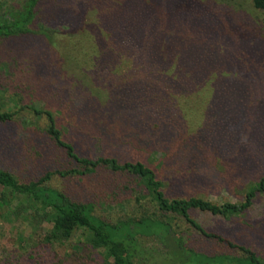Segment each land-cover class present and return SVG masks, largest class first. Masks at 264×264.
Here are the masks:
<instances>
[{
  "label": "rangeland",
  "instance_id": "obj_1",
  "mask_svg": "<svg viewBox=\"0 0 264 264\" xmlns=\"http://www.w3.org/2000/svg\"><path fill=\"white\" fill-rule=\"evenodd\" d=\"M32 28L43 30L45 35L0 44V101H8L14 93L18 95L13 98L17 105L32 102L55 111L57 127L64 131L77 119L72 100L89 95L95 102L92 120L125 144L119 152L121 158L145 161L148 156L159 160V176L169 197L195 196L216 204L238 203L244 186L264 171V52L251 54L260 60L252 61L247 48L242 46L246 55H236L241 51L237 45L222 46L220 40L227 38L209 34L210 29L213 33L219 29L228 36L227 42L236 37L249 40V44L264 45V23L249 0H40ZM183 50L189 51L187 56L203 58L201 63H195L193 72L204 77L206 86L217 97L212 105L205 106V101L200 108L192 103L183 107L175 103V97H165L176 89L167 65ZM210 55L205 65L204 58ZM175 74L172 72V76ZM188 83L193 88L191 78ZM46 90H59L61 97L51 96L52 92ZM62 100L70 105V113L64 111ZM236 106L241 108L235 118H243L245 132L255 131L256 135L243 138L240 144L228 143L225 154L228 161L234 160L228 163L234 168L226 165L217 171L208 169L192 149L175 152L176 158L170 151L173 158L169 159L171 156L160 145L161 136L169 132L160 127L165 121L173 123L170 129H174L176 137L181 136V127L187 121L196 124L192 135L197 139H203L204 133L224 137L233 133L226 116ZM186 108L190 109L188 113ZM259 118L263 120L262 127ZM256 125L260 127L255 130ZM19 126L18 122L0 126V149L11 146L4 132L11 135L12 145L14 140L18 143L22 131ZM87 126H91L89 121ZM78 141L74 144L79 156L94 159L101 154L94 140L86 144ZM240 157L241 161L235 160ZM1 158L0 167H4ZM25 169L10 168L21 179L27 176L29 166L26 172ZM48 184L76 201H89L92 215L109 224L138 221L152 212L149 206L143 207L144 203L142 207L135 206L131 194L128 198L119 192L112 196L106 190L54 177ZM11 217L0 209V259L16 247L19 239L32 237V233L42 235L48 229L44 224L31 226L24 215ZM190 217L206 233L244 246L264 261V194H259L238 218L223 219L199 211H191ZM169 225L182 237L195 241L191 244L195 252L238 255L225 242L199 240L197 233L178 217H172ZM139 231L143 230H136V244L143 253H149L142 262L169 264L163 257L168 249L153 235ZM82 240V233L76 232L67 242L54 245V252L58 256L70 253Z\"/></svg>",
  "mask_w": 264,
  "mask_h": 264
},
{
  "label": "trees",
  "instance_id": "obj_2",
  "mask_svg": "<svg viewBox=\"0 0 264 264\" xmlns=\"http://www.w3.org/2000/svg\"><path fill=\"white\" fill-rule=\"evenodd\" d=\"M39 1L0 0L1 46L7 41L45 35L43 30L32 28ZM249 1L252 9L261 14V21L264 23V0ZM226 30L230 32L229 27ZM209 34L227 38L220 40L222 46H226L227 43H231L230 46L237 45L241 51L236 55H246L242 46L247 48V55L252 61L260 60L251 57V54L257 56L264 52V45L249 44V40L246 39L243 41L234 37L235 40L227 42L228 36L219 29L216 33L211 32L210 29ZM188 52L183 50V54H178L167 65V68L171 70L169 78L176 83V89L173 91L176 95L172 92V95L167 93L165 97H175V103L183 107H189L188 103H192L200 108L205 101V106L208 103L212 105V101L217 97L215 98L213 91L206 86L204 77L195 74L196 70L193 72L195 63H201L203 58H197L196 55L187 56ZM212 55L205 56L203 62L206 63L205 65L210 62ZM246 63L244 68L247 66ZM172 72L176 73L175 77L172 76ZM190 78L193 88H189ZM46 92H52L51 96L61 95L59 90H46ZM150 93H148L149 96ZM16 96L18 97L13 93L8 98L9 102L0 101V126L18 122L22 130L18 143L14 140L13 145L9 137L11 135L4 132L11 146L0 149V157L4 165L0 167V209H5L9 217L16 219L24 215L23 219L31 226L37 227L44 224L48 226V229L43 231L42 235L32 233V237L19 239L16 247L0 259V264H108V262L110 264H144L142 261L149 253H146L147 255L143 253L136 244L135 236L138 234L136 230L139 229L144 232L139 231L140 233L153 235L161 246L168 249L163 257L169 264H264L263 260L244 246L232 244L217 235L206 233L190 217L191 211L208 213L223 219L244 215L253 200L259 194H264V171L253 182L248 181L249 183L241 190V200L238 203L216 204L195 196L169 197L163 189V181L159 176L157 164L159 160L148 156L145 161L121 158L119 152L123 150L122 147L125 144H122L119 137L114 135L111 137L107 130H102L100 124L92 120L95 102L89 95L72 100L73 115L77 119L72 123L73 125H67L64 131L57 127L55 111L47 110L32 102L17 105L18 103L13 99ZM62 101L65 103V110H63L70 113L67 111L70 105ZM236 107L231 110L230 115L226 116L234 127L231 128L232 134L218 137L214 136L215 134L210 136L204 133L203 139H197L195 134L192 135L196 124L187 121L181 127V136L176 137L177 134H172L174 129L172 131L170 129L173 123L168 124L170 121H165L160 127L166 128L169 132L161 136L160 145L166 149L168 157L172 155V153L169 154L170 151L173 152V156L175 152L178 153L184 149L197 151L201 163L213 171L226 165L232 167L228 166V163L234 160L228 161L225 154L228 143L236 141L240 144L244 141L243 138L249 139L256 135L255 131L250 134L245 132L243 118L241 120L235 118L237 110L239 114L241 107L239 106V109L238 106ZM189 111L190 109L186 108L185 112ZM88 121L91 124L90 127L87 126ZM262 121L259 118L258 123L261 127ZM260 125H256L254 129L256 130ZM77 140H81L83 144L94 140L101 154L94 159L79 156L75 152L76 144L74 143ZM147 143L151 144L148 141ZM240 152L239 156H241ZM173 156L169 159L171 160ZM241 159L242 157L235 160L241 161ZM236 164L239 165L241 162ZM21 166L26 168L25 172L28 166L29 169L25 173L27 176L22 179L19 177V179L10 168ZM49 168L53 169L49 171ZM42 169L46 170L41 171ZM52 177L61 181L80 182L94 187V190H106L112 196L119 192L124 193V197L128 198L131 194L135 206L142 207L144 203L143 207L149 206L152 212L144 214L145 216L140 217L138 221L106 223L92 215L93 205L89 201H76L67 193L50 187L48 183ZM14 200L17 203L12 206L11 203ZM172 217L182 219L197 233L199 240L211 239L218 243L225 242L229 248L237 251L238 257L206 255L193 251L191 244L194 245L195 241L192 243L191 239L182 237L172 230L169 225ZM76 232H81L83 235V240L78 242L77 247L70 253L56 255L53 246L67 242ZM148 257L151 258V255Z\"/></svg>",
  "mask_w": 264,
  "mask_h": 264
}]
</instances>
